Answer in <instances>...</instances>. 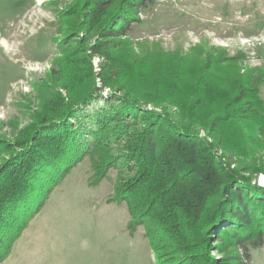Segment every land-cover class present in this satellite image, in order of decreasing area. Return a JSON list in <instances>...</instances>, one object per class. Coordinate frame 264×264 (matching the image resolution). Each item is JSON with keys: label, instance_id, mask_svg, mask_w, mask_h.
I'll list each match as a JSON object with an SVG mask.
<instances>
[{"label": "rangeland", "instance_id": "1", "mask_svg": "<svg viewBox=\"0 0 264 264\" xmlns=\"http://www.w3.org/2000/svg\"><path fill=\"white\" fill-rule=\"evenodd\" d=\"M93 1L0 0V188L18 169L12 154L25 132L58 116L61 99L85 94L93 95L86 107L92 112L107 100L137 97L135 104L127 100L140 110L127 133L143 128L149 114L161 115L264 186V123L256 127L250 118L264 120V0H147L126 34L107 37L102 27L127 0H116L92 26L86 13ZM189 81L224 91L202 94ZM240 105L250 107L247 117L224 122ZM129 143L112 146L116 161L99 182L90 154L65 174L42 170L29 202L16 211L26 225L15 236L16 223L0 227V241L12 238L0 264H264V243L249 244L247 256L217 242L208 226L191 248L157 256L145 225L132 231L128 204L117 198L120 178L137 165Z\"/></svg>", "mask_w": 264, "mask_h": 264}, {"label": "trees", "instance_id": "2", "mask_svg": "<svg viewBox=\"0 0 264 264\" xmlns=\"http://www.w3.org/2000/svg\"><path fill=\"white\" fill-rule=\"evenodd\" d=\"M146 1L127 0L126 11L117 10L112 16L113 23L110 20L108 26L102 27L103 36L126 34L135 16L134 10L144 6ZM115 3L116 0H94L86 13L89 24L94 26L104 20ZM189 83V89L202 91V94L224 91L220 86ZM225 95L229 96L228 93ZM92 96L85 94L81 99L69 101L61 99L62 110L58 116L30 127L19 140L22 149L12 154L14 161L20 160L16 165L18 169L15 168L14 176L0 188V227L16 223L15 236L26 225L27 218L20 222L16 211L29 202L34 180L42 170L55 167L65 174L75 161L90 154L93 176L95 182H99L116 161L115 155H109L112 146L125 139L132 142L124 146L129 150V159L137 165L128 167L130 171L135 170L133 175L120 178L116 186L117 198L128 204L132 231L134 224L145 225V233L157 256H161L160 251L191 248L200 238L203 226L214 230L217 242L231 243L247 256L249 244L258 247L264 243V186L254 181L256 175L243 173L242 168L232 166L234 161L221 159L216 153L209 155V149H204L205 140L198 134L183 131L176 123L170 125L155 113L149 114L143 128L133 134L127 133L130 120L140 112L127 100L135 104L139 101L137 97L127 94L116 97V102L107 100L92 112L86 109ZM244 96L240 93L235 97V104ZM155 100L158 102L157 98ZM246 102L252 103L251 100ZM249 110L250 107L245 105L230 109L224 122L247 117ZM250 118L256 127L263 126L262 117L255 114ZM209 157L213 159L209 161ZM215 160H218L216 164ZM41 205L34 208L35 211ZM11 241V237L5 242L0 241L3 245L0 259L8 251Z\"/></svg>", "mask_w": 264, "mask_h": 264}, {"label": "bare ground", "instance_id": "3", "mask_svg": "<svg viewBox=\"0 0 264 264\" xmlns=\"http://www.w3.org/2000/svg\"><path fill=\"white\" fill-rule=\"evenodd\" d=\"M244 19V18H243Z\"/></svg>", "mask_w": 264, "mask_h": 264}]
</instances>
